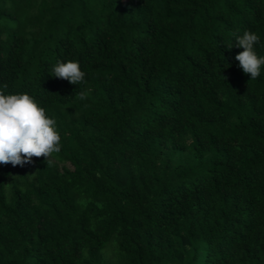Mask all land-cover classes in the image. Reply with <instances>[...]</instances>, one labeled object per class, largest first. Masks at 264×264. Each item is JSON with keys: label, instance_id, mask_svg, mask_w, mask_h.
<instances>
[{"label": "trees", "instance_id": "1", "mask_svg": "<svg viewBox=\"0 0 264 264\" xmlns=\"http://www.w3.org/2000/svg\"><path fill=\"white\" fill-rule=\"evenodd\" d=\"M246 30L264 56V0H0V91L46 109L72 166L34 157L7 196L0 165V264H264ZM68 60L86 83L51 75Z\"/></svg>", "mask_w": 264, "mask_h": 264}, {"label": "clouds", "instance_id": "2", "mask_svg": "<svg viewBox=\"0 0 264 264\" xmlns=\"http://www.w3.org/2000/svg\"><path fill=\"white\" fill-rule=\"evenodd\" d=\"M233 35L236 46L243 49L235 56L240 69L250 80H256L264 67V56L255 51L260 37L248 30L242 35ZM51 75L73 85L86 83V73L74 60L58 61L52 67ZM3 87L7 88V85ZM86 98L87 93L81 91L79 99ZM60 151L61 136L55 119L48 116L46 109L27 93L5 94L0 91V165L23 167L32 163L34 157H43L50 165L54 154Z\"/></svg>", "mask_w": 264, "mask_h": 264}, {"label": "rangeland", "instance_id": "3", "mask_svg": "<svg viewBox=\"0 0 264 264\" xmlns=\"http://www.w3.org/2000/svg\"><path fill=\"white\" fill-rule=\"evenodd\" d=\"M52 161L57 163L58 166L61 168H63V167L69 168V169L72 168V166L69 162H58V161H56L55 158H52ZM32 170H33V163L25 164L23 167H20V169H17L15 167V169H13L12 176L8 179L7 184L5 186L6 195L7 196L10 195V187H11L12 182L20 180L21 179L20 175L22 172H24V174H26L30 178V175L32 174Z\"/></svg>", "mask_w": 264, "mask_h": 264}]
</instances>
